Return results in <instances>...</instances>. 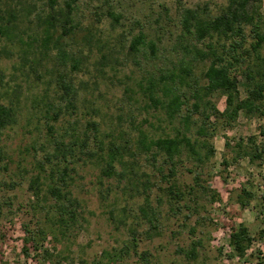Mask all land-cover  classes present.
Returning a JSON list of instances; mask_svg holds the SVG:
<instances>
[{
  "label": "trees",
  "instance_id": "obj_1",
  "mask_svg": "<svg viewBox=\"0 0 264 264\" xmlns=\"http://www.w3.org/2000/svg\"><path fill=\"white\" fill-rule=\"evenodd\" d=\"M78 1L63 0L59 9L54 8L58 0L47 1L51 11L44 17L36 15L44 24L39 37V50L48 49L57 22L62 28V34L73 33L78 27L75 17ZM180 1V33L172 47L175 59L167 61L155 71H148L137 82L144 105L147 109L155 110L153 117L158 121L156 127L149 117L137 123L129 114L133 133L116 127L102 129L99 121L94 119L85 121L81 126L76 118L56 128L61 106L54 102L44 104L45 142L39 145V149H35V144L32 145L36 166L35 173L29 179V190L33 196L30 206L42 216L35 227L23 226L22 251L27 256L32 248L40 262L52 260L53 252L44 245L47 238L53 239L57 245L64 240L69 242L71 232L81 229L87 222L83 201L72 190L76 168L87 162L98 168L100 184L102 178L125 181L126 188L135 190L133 197H142L137 210L140 222L146 225L141 232L136 227L130 228L128 239L123 241V245L111 251H103L94 264H101L102 261L117 264L125 256H136L138 264H149L151 253L148 250L139 251L138 242L140 236L148 239L159 235L160 206L164 200L172 214L184 213L185 222L197 214L194 225L189 229L191 234H195L197 226L206 221V216L198 215L200 208H203L202 199L209 196L213 203L218 199V194L209 189L201 173L195 171L204 167L214 156L212 139L218 133L232 128L241 115L264 120L263 0H227L214 15L203 8L185 7ZM1 3L0 43L24 44L21 34L15 33L18 10L11 5L2 7ZM107 14L113 21H119L120 15L112 11ZM34 40L38 41L37 38ZM158 40V37L155 40L147 38L140 28L129 39L128 51L136 63H139L140 58L155 60L159 52ZM53 44L56 48L52 56L55 65L67 68L71 62L73 70L79 68L78 58L58 45L57 40ZM69 74L58 71L55 85L62 90L61 98L66 102L65 107L73 109L77 89ZM240 78L244 83V95L238 85ZM124 90L127 98L131 99L132 88L127 86ZM214 96L224 99L222 109L213 99ZM118 116L121 119V115ZM15 120V107L5 103L0 92V163L8 157L2 138ZM162 122L164 126L160 124ZM145 123L151 129L158 128L160 134L149 133L147 127H143ZM222 134L224 146L232 153L230 159L223 157L222 164L225 167L243 158L251 164L264 165V122L259 126L258 134L262 137L260 141L257 135L232 139ZM39 150L42 152L40 159L35 154ZM141 157L151 165L153 172L158 174L160 182L165 185L151 182L149 174L145 172H142L145 179H139L135 165ZM185 161L193 166V169H188L192 174V184L178 179V166ZM156 184L162 194L154 204L150 191ZM10 186L13 187V184ZM99 192L104 200L110 193L104 195L101 188ZM253 199V191L244 186L235 196L240 209L249 206ZM261 206V202L254 205L258 218L262 214ZM185 224L188 226V223ZM227 234L230 257L243 258L254 241L264 243V227L254 236L243 222H239L232 224ZM202 246V239L194 237L188 246L178 245L175 252L186 260L196 261ZM54 247L52 250L57 248ZM60 258L67 257L62 255ZM260 258V264H264V251ZM83 263V260L79 261V264Z\"/></svg>",
  "mask_w": 264,
  "mask_h": 264
},
{
  "label": "rangeland",
  "instance_id": "obj_2",
  "mask_svg": "<svg viewBox=\"0 0 264 264\" xmlns=\"http://www.w3.org/2000/svg\"><path fill=\"white\" fill-rule=\"evenodd\" d=\"M0 1L2 7L11 5L18 10L15 33L21 34L24 40V44L6 41L0 43V92L3 94V101L16 109V120L2 138L8 157L0 163V264H79L80 260L84 261L83 264H94L103 251L121 247L123 241L128 239L130 228L136 227L139 232L146 228L140 222L137 210L142 197H133L135 190L126 188L125 181L102 178L100 184L99 170L94 164H79L76 166L72 190L83 201L87 222L81 229L71 232L69 242L64 240L57 245L53 239L47 238L44 245L53 252L52 260L40 262L32 248L27 256L22 251L23 226L35 227L42 216L30 206L33 196L29 190V179L35 173L36 166L32 145L35 144V149H39V145L45 142L44 104H60L61 112L55 123L56 128H61L67 121L76 118L81 126L85 121L94 119L99 121L102 129L116 127L133 133L129 114L137 123L149 117L156 127L158 121L153 117L155 110L147 109L144 105L137 82L148 71H155L157 67H163L167 61L175 59L172 47L180 33L179 2L79 0L75 16L78 27L73 33L62 34V28L57 22L51 33L53 37L48 49L39 50V37L44 24L36 15L44 17L51 11L48 0ZM62 1L58 0L54 8L59 9ZM226 1L181 0L180 4L203 8L214 15ZM108 11L120 15L119 21H113L107 14ZM262 11L264 12V0ZM140 28L147 38H159L157 59L140 58L139 63H136L129 53V39ZM34 38L38 41H33ZM54 40L80 60L78 69L73 70L71 62L67 68L54 64ZM58 71L70 73L68 76L76 86V105L73 109L65 107L66 102L61 98L62 90L55 85ZM239 80V89L244 95L243 79ZM127 86L133 91L131 99L127 98L124 90ZM213 99L220 109L224 107L223 98L214 96ZM118 115H121V119ZM263 122L264 120L255 117L246 118L241 115L232 128L214 136V156L195 172L201 173L209 189L218 194V199L213 203L209 196L202 199L203 208H200L198 215H204L207 219L197 226L195 234H191L189 229L194 225L197 214L185 222L184 213L172 214L164 200L160 206L159 235L148 239L140 236L141 240L138 242L139 251L148 250L151 253L149 264H260L264 243L254 241L243 258L230 257L227 232L232 224L239 222H243L254 236L264 227V165L251 164L243 158L225 167L222 159L224 156L230 159L232 153L224 146L222 133L232 139L257 135L260 141L262 137L258 131ZM160 124L164 126L163 122ZM143 127H147L149 133L160 134L158 128L151 129L147 123ZM35 154L39 159L42 157L40 150ZM135 168L139 179H145L142 175L145 172L149 174L151 182L165 185L143 157L138 158ZM188 169H193L189 161L178 166V179L192 184V174ZM12 184L13 187L10 186ZM242 186L251 189L255 195V199L244 209H240L235 202L236 193ZM100 188L104 190V195L110 192L106 200L101 198ZM161 194L157 184L152 186L150 197L154 204ZM257 202L262 203L259 218L256 217L254 208ZM194 237H200L203 246L199 250L198 259L189 261L177 254L175 248L178 245L188 246ZM54 246L58 250H52ZM62 255L67 258H60ZM101 264L106 262L102 261ZM117 264H138L137 257L125 256Z\"/></svg>",
  "mask_w": 264,
  "mask_h": 264
}]
</instances>
